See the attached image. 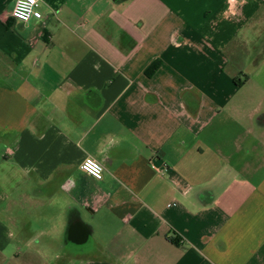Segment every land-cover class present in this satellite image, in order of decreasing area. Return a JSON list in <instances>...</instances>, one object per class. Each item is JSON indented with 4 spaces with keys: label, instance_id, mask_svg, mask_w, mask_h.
I'll list each match as a JSON object with an SVG mask.
<instances>
[{
    "label": "crops",
    "instance_id": "crops-1",
    "mask_svg": "<svg viewBox=\"0 0 264 264\" xmlns=\"http://www.w3.org/2000/svg\"><path fill=\"white\" fill-rule=\"evenodd\" d=\"M16 2L0 264H264V0Z\"/></svg>",
    "mask_w": 264,
    "mask_h": 264
},
{
    "label": "built area",
    "instance_id": "built-area-1",
    "mask_svg": "<svg viewBox=\"0 0 264 264\" xmlns=\"http://www.w3.org/2000/svg\"><path fill=\"white\" fill-rule=\"evenodd\" d=\"M39 0L36 3H30V0H17L15 7L12 12V17L14 20L27 24L32 19L41 21L43 16L39 11ZM27 10L28 19H22L24 10ZM80 170L93 180L100 182L103 180L104 169L100 163L90 157H86L80 164Z\"/></svg>",
    "mask_w": 264,
    "mask_h": 264
},
{
    "label": "rangeland",
    "instance_id": "rangeland-1",
    "mask_svg": "<svg viewBox=\"0 0 264 264\" xmlns=\"http://www.w3.org/2000/svg\"><path fill=\"white\" fill-rule=\"evenodd\" d=\"M248 73V72H247ZM253 78L255 79V77L253 76ZM257 81V80H256ZM28 216H27V218H32V219H34V218H38V217H40L41 215H42V210L39 208V206L38 207H33L32 209H30L29 211H28ZM69 248H71V250H73V245H69L68 246ZM70 250V251H71ZM53 255H61V256H63V255H69L68 253H59V254H54V253H52Z\"/></svg>",
    "mask_w": 264,
    "mask_h": 264
},
{
    "label": "trees",
    "instance_id": "trees-1",
    "mask_svg": "<svg viewBox=\"0 0 264 264\" xmlns=\"http://www.w3.org/2000/svg\"><path fill=\"white\" fill-rule=\"evenodd\" d=\"M260 62H261L260 59L257 58L256 61H255V65H258ZM157 68H158V65H157V64H154V65L150 68V70L148 71V74H149V75H150V74H153V73L157 70Z\"/></svg>",
    "mask_w": 264,
    "mask_h": 264
},
{
    "label": "clouds",
    "instance_id": "clouds-1",
    "mask_svg": "<svg viewBox=\"0 0 264 264\" xmlns=\"http://www.w3.org/2000/svg\"><path fill=\"white\" fill-rule=\"evenodd\" d=\"M37 2V0H30V3H36ZM22 19H24V20H27L28 19V15H27V10L25 9L24 10V14L22 15V17H21Z\"/></svg>",
    "mask_w": 264,
    "mask_h": 264
}]
</instances>
